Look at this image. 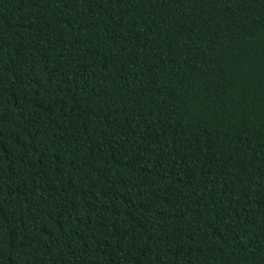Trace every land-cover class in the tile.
Masks as SVG:
<instances>
[{
  "label": "trees",
  "instance_id": "1",
  "mask_svg": "<svg viewBox=\"0 0 264 264\" xmlns=\"http://www.w3.org/2000/svg\"><path fill=\"white\" fill-rule=\"evenodd\" d=\"M0 264H264V0H0Z\"/></svg>",
  "mask_w": 264,
  "mask_h": 264
}]
</instances>
